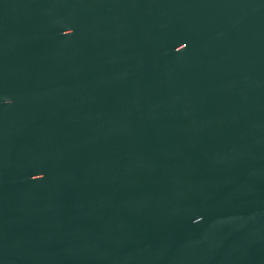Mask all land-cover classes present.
<instances>
[{
	"label": "water",
	"instance_id": "water-1",
	"mask_svg": "<svg viewBox=\"0 0 264 264\" xmlns=\"http://www.w3.org/2000/svg\"><path fill=\"white\" fill-rule=\"evenodd\" d=\"M0 264H264V0H0Z\"/></svg>",
	"mask_w": 264,
	"mask_h": 264
},
{
	"label": "clouds",
	"instance_id": "clouds-1",
	"mask_svg": "<svg viewBox=\"0 0 264 264\" xmlns=\"http://www.w3.org/2000/svg\"><path fill=\"white\" fill-rule=\"evenodd\" d=\"M7 103H9V104H10V103H11V101H7Z\"/></svg>",
	"mask_w": 264,
	"mask_h": 264
}]
</instances>
